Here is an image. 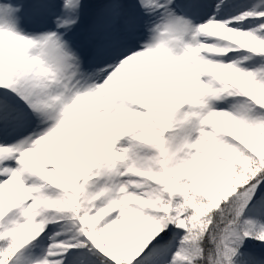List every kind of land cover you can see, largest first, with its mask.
I'll use <instances>...</instances> for the list:
<instances>
[{"label":"snow or ice","instance_id":"1","mask_svg":"<svg viewBox=\"0 0 264 264\" xmlns=\"http://www.w3.org/2000/svg\"><path fill=\"white\" fill-rule=\"evenodd\" d=\"M0 264H264V0H0Z\"/></svg>","mask_w":264,"mask_h":264}]
</instances>
